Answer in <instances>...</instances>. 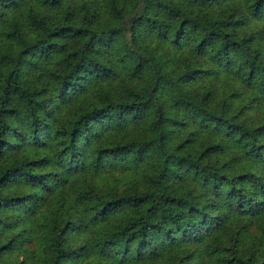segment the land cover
I'll return each mask as SVG.
<instances>
[{
    "label": "trees",
    "instance_id": "trees-1",
    "mask_svg": "<svg viewBox=\"0 0 264 264\" xmlns=\"http://www.w3.org/2000/svg\"><path fill=\"white\" fill-rule=\"evenodd\" d=\"M0 264H264V0H0Z\"/></svg>",
    "mask_w": 264,
    "mask_h": 264
}]
</instances>
